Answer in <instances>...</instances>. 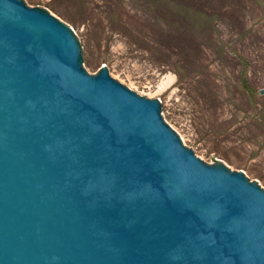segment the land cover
<instances>
[{
	"label": "water",
	"instance_id": "water-1",
	"mask_svg": "<svg viewBox=\"0 0 264 264\" xmlns=\"http://www.w3.org/2000/svg\"><path fill=\"white\" fill-rule=\"evenodd\" d=\"M0 264H264V186L88 70L49 8L0 0Z\"/></svg>",
	"mask_w": 264,
	"mask_h": 264
},
{
	"label": "rangeland",
	"instance_id": "rangeland-1",
	"mask_svg": "<svg viewBox=\"0 0 264 264\" xmlns=\"http://www.w3.org/2000/svg\"><path fill=\"white\" fill-rule=\"evenodd\" d=\"M26 1L74 28L88 70L105 62L138 93L161 96L199 155L264 186V0Z\"/></svg>",
	"mask_w": 264,
	"mask_h": 264
},
{
	"label": "trees",
	"instance_id": "trees-1",
	"mask_svg": "<svg viewBox=\"0 0 264 264\" xmlns=\"http://www.w3.org/2000/svg\"><path fill=\"white\" fill-rule=\"evenodd\" d=\"M246 67H247V61L246 60H242V69H241L242 84L247 90H251V88H250V86L248 84L247 76H246V73H247Z\"/></svg>",
	"mask_w": 264,
	"mask_h": 264
}]
</instances>
